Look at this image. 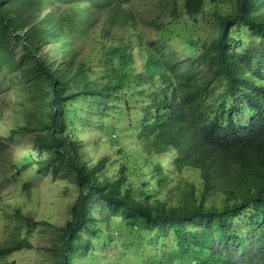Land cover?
<instances>
[{
    "label": "rangeland",
    "instance_id": "374dc122",
    "mask_svg": "<svg viewBox=\"0 0 264 264\" xmlns=\"http://www.w3.org/2000/svg\"><path fill=\"white\" fill-rule=\"evenodd\" d=\"M257 2L255 13L264 18V0ZM0 6L14 20L6 27L0 19V246L20 239L33 245L1 258L0 264H57L64 241L59 227L73 219L81 192L75 171L50 147L46 123L54 95L35 56L65 83L58 134L78 165L91 172L100 168L98 183L116 187L118 195L132 186L136 199L142 193L146 202L167 207L183 203L192 186L200 198V169L178 171L175 150L153 153L142 129L156 107L149 85L138 75L148 76L150 62L156 65L164 52L197 59V71L208 79L217 60L211 43L221 17L236 11V0H202L193 14L186 0H5ZM230 27V51L246 52L248 58L239 61L263 81V35L241 20ZM214 82L216 94L208 104L225 87L222 79ZM157 84L151 90L158 91ZM52 157L48 168L41 166ZM157 163L165 180L151 194ZM121 211L99 196L91 200V222L79 234L71 264H149L144 259L159 250L157 240H167L162 248L175 245L177 235L168 224L160 226L167 233H156L152 230L161 228L151 230ZM20 215L37 224L29 226ZM145 247L146 254L138 252Z\"/></svg>",
    "mask_w": 264,
    "mask_h": 264
},
{
    "label": "trees",
    "instance_id": "16d2710c",
    "mask_svg": "<svg viewBox=\"0 0 264 264\" xmlns=\"http://www.w3.org/2000/svg\"><path fill=\"white\" fill-rule=\"evenodd\" d=\"M4 3L5 0H0V5ZM257 4V0H236V11L221 17L220 28L211 43L217 60L211 65L214 73L208 79L197 71V59L165 55L161 50L163 43L158 45L163 60L156 65V61L150 60L148 76L138 75L140 81L149 85V97L156 107L155 117L142 129L150 137L153 153L175 150L178 171L184 167L201 170L204 186L200 198L194 195L192 186L189 194H183L186 200L176 207H167L160 201L146 202L142 193L141 198L136 199L132 186L118 195L116 187L98 183L96 174L100 168L97 165L91 172L85 165L76 163L58 134L65 83L35 56L54 95L46 123L52 138L50 147L55 150L56 158L63 157L67 166L75 171L81 190L73 206V219L59 227L64 241L59 247L57 264L74 262L70 255L77 247L79 234L91 222L88 207L97 196L104 199L107 206L121 208L123 216L140 218V225L151 230L155 225L161 228L164 224L174 229L175 245L162 248L167 240H155L160 247L154 249L153 256L144 259L150 260L149 264H264V80L258 81V76L254 77L249 71V65L239 61V57L247 59V53H232L227 42L230 26L237 20L246 22L249 30L264 37V18L256 15ZM201 5L202 0H186L189 13L199 11ZM0 19L6 27L14 25L2 6ZM253 72L260 71L253 69ZM215 78L222 79L225 87L219 97L208 104L209 96L216 94L211 89ZM155 84L158 91L150 88ZM213 104H218L216 109L212 108ZM55 157L40 162L41 166L48 168ZM154 172L159 177L154 180L151 194L155 193V186L165 180L159 163ZM214 197L221 201L216 202ZM20 217L29 226L37 224L31 217ZM152 231L167 233L162 228ZM32 246L27 239L2 245L0 259ZM137 249L141 254L148 252L147 247Z\"/></svg>",
    "mask_w": 264,
    "mask_h": 264
}]
</instances>
